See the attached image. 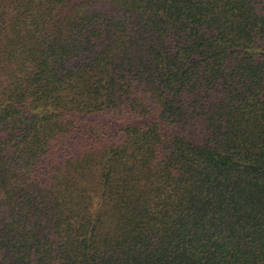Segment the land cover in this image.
I'll list each match as a JSON object with an SVG mask.
<instances>
[{
	"label": "trees",
	"instance_id": "1",
	"mask_svg": "<svg viewBox=\"0 0 264 264\" xmlns=\"http://www.w3.org/2000/svg\"><path fill=\"white\" fill-rule=\"evenodd\" d=\"M0 264H264V0H0Z\"/></svg>",
	"mask_w": 264,
	"mask_h": 264
}]
</instances>
